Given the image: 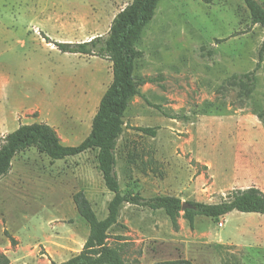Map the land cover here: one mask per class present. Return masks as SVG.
<instances>
[{"label":"rangeland","instance_id":"obj_1","mask_svg":"<svg viewBox=\"0 0 264 264\" xmlns=\"http://www.w3.org/2000/svg\"><path fill=\"white\" fill-rule=\"evenodd\" d=\"M132 1L0 0V143L32 122L52 125L65 145L89 135L113 81L112 61L62 52L46 37H105ZM256 1L264 11V0ZM263 41L245 0L159 1L136 40L142 55L134 74L146 83L130 99L116 150L123 195L217 203L236 188L264 192V60L256 70ZM82 196L98 218L108 216L114 193L97 150L64 159L35 147L18 153L0 180V264H53L80 253L90 233ZM195 223L180 217L175 227L163 210L124 203L108 241L127 264L174 259L175 248L197 264H264V214L232 211Z\"/></svg>","mask_w":264,"mask_h":264},{"label":"trees","instance_id":"obj_2","mask_svg":"<svg viewBox=\"0 0 264 264\" xmlns=\"http://www.w3.org/2000/svg\"><path fill=\"white\" fill-rule=\"evenodd\" d=\"M160 0H133L114 17L107 36H97L89 41L70 43L53 41L49 43L62 52L82 53L109 59L113 64V81L100 100L93 118L89 135L78 145L62 143L55 128L45 122L21 124L5 135L0 143V180L9 174L14 157L31 147L37 148L52 159H64L89 150H97L98 169L102 173L106 187L114 193L108 203V216L98 218L84 197H77L80 215L90 226L89 236L83 250L62 262L53 264H127L122 254L108 241L110 228L118 223L124 203L142 205L152 210H163L175 227L183 217L194 228L197 216L214 220L225 217L232 211L264 214V192L257 186L233 189L227 198L217 203L183 201L175 195H155L145 198L140 194L120 192V182L116 170V150L125 130L124 115L130 99L142 95L140 86L146 83L135 76L137 59L142 51L137 49L136 40L141 31L152 20ZM252 11V23L264 28V11L256 0H245ZM264 60V41L258 52L256 70ZM255 71H253L254 73ZM145 134L156 136L153 127H140ZM183 203L190 206L183 208ZM5 259L2 255L1 259ZM153 264H194L190 259L177 258L157 261Z\"/></svg>","mask_w":264,"mask_h":264},{"label":"crops","instance_id":"obj_3","mask_svg":"<svg viewBox=\"0 0 264 264\" xmlns=\"http://www.w3.org/2000/svg\"><path fill=\"white\" fill-rule=\"evenodd\" d=\"M4 117V116H3ZM3 117H0V134H1V132L3 131V128L6 126V123H5V120H4V118ZM9 132L8 131H6V133H5V135L6 134H8ZM4 135V136H5ZM1 136V135H0ZM195 228H196V223H195ZM182 230H183V228H182ZM182 230H181V234H182ZM174 232V234L176 235V236H181L180 235V233L178 232V231H176V230H174L173 231ZM200 231L198 230V232H196L195 234H191V237H198L200 234ZM205 235H208L209 237H211V238H213V236H212V234L208 231V229H206V232L204 233ZM214 239V238H213ZM174 243H177L178 245H180V246H182V245H184L186 242L184 241V240H181V239H174ZM223 244V243H222ZM174 254H176V255H178V257L177 258H186V259H190V260H192L193 262H194V264H197V259H196V257H194V256H192V255H189V254H186L185 252H184V250H182L181 248L180 249H176L175 248V250H174ZM177 258H174V259H177ZM155 262H157V261H155ZM155 262H152V263H150V264H153V263H155Z\"/></svg>","mask_w":264,"mask_h":264},{"label":"water","instance_id":"obj_4","mask_svg":"<svg viewBox=\"0 0 264 264\" xmlns=\"http://www.w3.org/2000/svg\"><path fill=\"white\" fill-rule=\"evenodd\" d=\"M187 206H190L188 203H183V208H186Z\"/></svg>","mask_w":264,"mask_h":264}]
</instances>
